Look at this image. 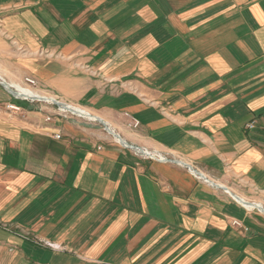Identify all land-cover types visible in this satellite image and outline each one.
I'll list each match as a JSON object with an SVG mask.
<instances>
[{
    "label": "crops",
    "instance_id": "0c3cea01",
    "mask_svg": "<svg viewBox=\"0 0 264 264\" xmlns=\"http://www.w3.org/2000/svg\"><path fill=\"white\" fill-rule=\"evenodd\" d=\"M0 264H264V0H0Z\"/></svg>",
    "mask_w": 264,
    "mask_h": 264
},
{
    "label": "built area",
    "instance_id": "2783aa9c",
    "mask_svg": "<svg viewBox=\"0 0 264 264\" xmlns=\"http://www.w3.org/2000/svg\"><path fill=\"white\" fill-rule=\"evenodd\" d=\"M42 55V54H41ZM30 87H37V82L33 79H27V82H26ZM15 91H17L15 88H14ZM12 93V92H11ZM13 97L16 99L15 101H23V102H27V101H40L39 99H29V98H24V97H21V96H16V94L12 93ZM6 108H7V111L11 114V115H15V116H21V117H24L25 113H24V109L19 106L18 104L16 103H10V104H7L6 105ZM59 113L60 114H65V113H71L69 111H65V110H62V108L60 107L59 109ZM52 119L50 117H47L46 118V122H50ZM140 125V121L134 117L131 116V119H130V124L128 125L129 128H133V129H136L138 128ZM249 129H255V126L253 124H249L247 125ZM62 138V134H59V135H56V139L57 140H61ZM132 149L135 151V153L140 156L141 158H144V159H152V160H155V161H158V162H170V163H173V164H181L182 165V162L178 159H170L169 157H167V155H164L163 153H160V152H156V151H148L147 149H140V148H136V147H132ZM231 226L239 229L240 231H243L245 233H247L249 231V229H247L246 226L243 225V223L237 219H234L232 222H231Z\"/></svg>",
    "mask_w": 264,
    "mask_h": 264
},
{
    "label": "bare ground",
    "instance_id": "6f19581e",
    "mask_svg": "<svg viewBox=\"0 0 264 264\" xmlns=\"http://www.w3.org/2000/svg\"><path fill=\"white\" fill-rule=\"evenodd\" d=\"M5 85L6 87L13 93L16 94V96H22V97H26V98H33V99H39L41 101H49V102H54L52 100H54L53 97H49V96H42L41 94H39L38 92L36 91H33V90H29V89H23V87H20V86H13L11 85L10 83H6L5 82ZM12 88H15L17 91H14ZM61 104V107L63 110L65 111H69L71 113H76V114H79L80 116L86 118V119H90V120H96L97 117L93 116L90 114L89 111H86L84 109H81V108H78L76 106H71V105H67V104H63V103H60ZM117 139L123 143L124 145H126V143L124 142V140H122L119 136H117Z\"/></svg>",
    "mask_w": 264,
    "mask_h": 264
},
{
    "label": "rangeland",
    "instance_id": "374dc122",
    "mask_svg": "<svg viewBox=\"0 0 264 264\" xmlns=\"http://www.w3.org/2000/svg\"><path fill=\"white\" fill-rule=\"evenodd\" d=\"M43 55V54H42ZM31 79H33V80H35L36 82H37V80L36 79H34V78H32V77H30ZM29 77H27V78H25L23 81H21V82H16V83H13V84H11V85H13V86H20V87H23V89L25 88V89H29V90H33V91H36V92H38L39 94H41L39 91H37V87H30L26 82H27V79H30ZM4 83V82H3ZM37 86H38V82H37ZM13 90H14V88H12ZM8 92H10L8 89H6ZM15 91V90H14ZM10 94H11V96H12V98H14L13 97V95H12V93L10 92ZM42 95V94H41ZM22 97V96H21ZM24 98H26V97H24ZM16 99L14 98V101H15ZM54 100H56V99H54ZM54 100H52V101H54ZM16 102V104H18L19 106H21L22 108H24L23 106H22V103H28V104H37V103H40V101H27V102H23V101H20V100H18V101H15ZM41 102H43V101H41ZM45 102H47V103H51L52 105H53V107H56L57 108V110H58V112H59V109H60V107L58 106V105H56V104H54L53 102H49V101H47V100H45L44 101V103ZM58 102V101H57ZM61 103V102H60ZM8 104H10V103H8ZM13 104V103H12ZM50 104V105H51ZM64 104V103H63ZM67 105H69V104H67ZM72 106V105H71ZM62 108V107H61ZM79 108V107H78ZM63 110V109H62ZM65 114H68V115H71L72 113H65ZM74 115V114H73ZM13 116H15V115H13ZM19 116V115H18ZM18 116H15L16 118L18 117ZM79 116V115H78ZM21 117V116H20ZM81 117V116H80ZM86 119V118H85ZM83 117H82V120L83 121H86V122H89L90 121V119H87V120H85ZM97 120H100L99 118H97L96 120H94L93 122H91L92 124H94L95 126H96V131L99 133V134H101V135H105L106 137H107V139L109 140V141H113L114 143L116 142V140L117 141H119L118 139H117V136H119L118 134H116V133H114V131H112L113 129L112 128H109V127H107L108 128V131H110V133H114V136L112 135V134H110L108 131H106V129H105V126L103 125V126H101L99 123H97V122H95V121H97ZM100 121H102V120H100ZM112 129V130H111ZM120 138H121V136H119ZM116 138V139H115ZM122 139V138H121ZM123 140V139H122ZM120 142V141H119ZM125 142V141H124ZM117 143V142H116ZM126 143V142H125ZM123 144V143H122ZM124 145V144H123ZM126 145H128V144H126Z\"/></svg>",
    "mask_w": 264,
    "mask_h": 264
},
{
    "label": "water",
    "instance_id": "95a60500",
    "mask_svg": "<svg viewBox=\"0 0 264 264\" xmlns=\"http://www.w3.org/2000/svg\"><path fill=\"white\" fill-rule=\"evenodd\" d=\"M54 104H56V105H58L59 107H61V104L59 103V102H57L56 100H54V102H53ZM97 121H100V120H97ZM104 126H105V129H106V131H108V128L107 127H109V128H111L109 125H107L106 123H104V122H102V121H100ZM109 133H110V131H108ZM111 134V133H110ZM119 135V134H118ZM114 136V135H113ZM120 136V135H119ZM129 148H132L131 146H128Z\"/></svg>",
    "mask_w": 264,
    "mask_h": 264
}]
</instances>
